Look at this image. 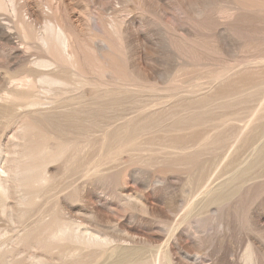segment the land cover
Instances as JSON below:
<instances>
[{
  "label": "rangeland",
  "instance_id": "rangeland-1",
  "mask_svg": "<svg viewBox=\"0 0 264 264\" xmlns=\"http://www.w3.org/2000/svg\"><path fill=\"white\" fill-rule=\"evenodd\" d=\"M0 175V264H264V0H0Z\"/></svg>",
  "mask_w": 264,
  "mask_h": 264
},
{
  "label": "bare ground",
  "instance_id": "bare-ground-1",
  "mask_svg": "<svg viewBox=\"0 0 264 264\" xmlns=\"http://www.w3.org/2000/svg\"><path fill=\"white\" fill-rule=\"evenodd\" d=\"M38 40H39V42H40V44H41L42 47H44L46 49H51V47L56 48L62 54V56L64 58H66L67 61H72L73 60L74 53L71 50V38H70L69 34L66 32V30L63 27L58 26L57 28L54 29L51 26H47L45 28V32L44 33H40L38 35ZM49 61L48 62L47 61H41V62H39V64L42 65V66H46V67L53 66V63H51ZM39 81H41L42 83H44L45 85H47V88H49V89H53L54 87L55 88L57 87L58 89H63L65 91H71L73 89L71 87V84L68 81V79H66L62 75H56L54 71H52V73H49V72L42 73L41 76H40V78H39ZM62 102H64V101H61V103ZM119 120H120V118H119ZM244 126H243L242 130L240 131L241 132L240 133L241 135H242L243 132H245L247 130V128H248L249 125H246L245 127ZM21 135L22 136H20V137L22 139V145H23V137L24 136L22 134V131H21ZM27 144H29V143H27ZM33 152H35V151H33ZM26 153H24L25 155H23V158H20L19 162L16 163V165L14 166V168L11 169L10 172H11V176L13 177V179L14 180L17 179V181H24L27 178H33V176L36 175L39 172L38 173V177H37L36 180L39 181V183H41L43 185L47 184L48 181L50 180V175H49V172L47 170V167H48V165L50 163H52V162L55 161V158L56 157L55 156H51V157L45 158L43 160L42 164H41L40 170L38 169V172H36L35 171V168H33L31 165H29V166H27V164L26 165H23L22 162L23 161H26L29 158V155H30V153L29 154H26ZM20 154H22V152ZM16 185H18V183ZM15 187H17V186H15ZM10 191H11V188H10L9 184L7 183V178L6 177H3L2 175H0V195L3 198H6V197H8ZM212 191H213V188L211 186H209V183L205 185L204 189H202V192L203 193L204 192L205 193H212ZM171 226H173V225H171ZM79 228H80L79 227V224L66 222V223H63V224L59 225L55 229H51L49 231V233L47 234L46 239H47V241L49 240L50 242H55V241H68V242H72L76 246L77 251L80 250V249H85L87 247H95V249L96 248H101V249L102 248H108L109 247V244H111V242H112L111 239H109V238H103L101 236H96V235H89V236H87V235H83V234H81L78 231ZM130 241H134V239H130ZM126 247H121V248H126ZM116 248H118V247H116ZM130 248H131V246H130ZM113 252H114V250H113ZM71 254H73V253L66 252L65 253V257H67V258L68 257H71ZM75 254L76 253H74V255ZM29 256H30L31 259H36V260H34L35 264H45L47 262V261H45L47 259H45L44 256H43V258H41L38 255H36L35 253H32ZM103 257H104V254H103ZM140 259H142V258H140ZM6 260L8 261L7 258H6ZM126 264H146V263H144L142 261H140V262H132L131 261V262H128ZM151 264H162V263L159 260V258H156V259L153 258Z\"/></svg>",
  "mask_w": 264,
  "mask_h": 264
}]
</instances>
